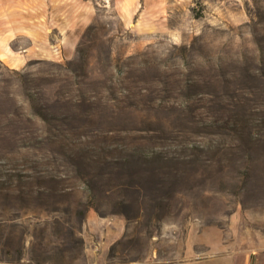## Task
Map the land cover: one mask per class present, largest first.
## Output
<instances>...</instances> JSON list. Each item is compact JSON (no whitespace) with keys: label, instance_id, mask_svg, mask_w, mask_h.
I'll return each mask as SVG.
<instances>
[{"label":"rangeland","instance_id":"obj_1","mask_svg":"<svg viewBox=\"0 0 264 264\" xmlns=\"http://www.w3.org/2000/svg\"><path fill=\"white\" fill-rule=\"evenodd\" d=\"M62 5L0 13V264L264 252V0Z\"/></svg>","mask_w":264,"mask_h":264},{"label":"crops","instance_id":"obj_2","mask_svg":"<svg viewBox=\"0 0 264 264\" xmlns=\"http://www.w3.org/2000/svg\"><path fill=\"white\" fill-rule=\"evenodd\" d=\"M39 0H29L28 4L25 5L24 0H0V13L4 14H10V15H20L22 13H29V14H34L38 15L40 13L46 12V13H54L55 8L57 11H62L63 5H62V0H61V5H55L54 0H46L45 2V9L41 8L39 6ZM42 0H40V3ZM54 4V5H53ZM61 9V10H59ZM44 10V11H43ZM14 21H19L17 18H13ZM30 21L34 22L35 26L32 25H25L24 27L22 26V23H14L13 27V34L14 38H19L24 36L25 39H27L30 45V48L27 49L25 59L31 58L33 56H37L39 53L36 51L35 46L39 45V42L37 41L39 33H38V25H37V16L33 17L30 19ZM41 29V28H40ZM21 58V57H20ZM19 58V59H20ZM23 59H20V61ZM22 62V61H21ZM220 238L217 241V245H210L209 246V251H212V249H215L216 246L223 247L227 246L226 243L222 240L221 235H219ZM194 247H188L189 252L190 250ZM224 256H221V255ZM221 255L222 258H226L224 260L226 264H264V252L262 253H257V252H249L245 249L238 251V252H232L229 251V248L226 252H223ZM218 256L216 252H210L209 256H206L204 258H192V257H187L184 260L178 261V262H173V263H168V264H206L208 263L210 259H214ZM224 263V264H225Z\"/></svg>","mask_w":264,"mask_h":264},{"label":"trees","instance_id":"obj_3","mask_svg":"<svg viewBox=\"0 0 264 264\" xmlns=\"http://www.w3.org/2000/svg\"><path fill=\"white\" fill-rule=\"evenodd\" d=\"M13 115H15V116H18V114L17 113H12ZM201 121H199L198 123H200ZM202 124H204V122H201ZM3 144H4V146H8V144H9V142L8 141H3ZM68 150V149H67ZM63 153H64V156H66V157H70L72 160H74V162L76 161V160H81L82 161V155H80V152H75V153H73V154H68L67 153V151H63ZM73 158H72V157Z\"/></svg>","mask_w":264,"mask_h":264}]
</instances>
